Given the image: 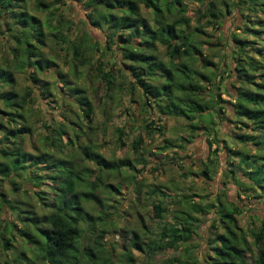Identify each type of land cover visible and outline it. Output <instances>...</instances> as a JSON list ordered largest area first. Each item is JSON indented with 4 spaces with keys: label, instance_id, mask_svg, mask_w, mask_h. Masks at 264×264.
<instances>
[{
    "label": "trees",
    "instance_id": "obj_1",
    "mask_svg": "<svg viewBox=\"0 0 264 264\" xmlns=\"http://www.w3.org/2000/svg\"><path fill=\"white\" fill-rule=\"evenodd\" d=\"M198 1L200 8L195 10L193 26H190L191 19L185 13L182 0H89L93 7L86 16L92 27L104 33L105 49L114 56L119 55L123 60L120 64L129 69L128 79L122 73L119 78L127 79L124 90L130 98L135 91L138 93L135 101L139 104L156 107L166 116L186 119L190 133L199 128L192 121L195 117L202 121L204 115L213 114L212 110L225 116L223 110L226 111L227 106L231 108L233 119L228 122L240 130L239 133L218 138L216 129L213 132L204 126L201 129L209 137V148L214 144L211 154L216 156V152L222 151L225 155L229 167L223 176L230 179L244 197L249 198V192L254 191L257 192L255 196L264 198V0H230L223 4V14L216 9V0ZM36 2L37 7L43 6L41 0ZM22 4L23 0H0V26L8 32L7 41L11 42L2 54L4 63L0 64V181L8 189V194L0 192V215L9 212L11 219L15 218L14 222L6 217L0 221V264H35L36 261L43 264H115L103 238L107 231H116L115 220H107L105 207L110 196L119 194V189L107 183L106 178L125 171L129 176L135 175L136 170L128 159L108 160L95 150V143L85 137L82 128V123H87L85 128L93 130L91 103L84 90L70 86L60 72L57 75L61 78V88L64 85L71 98L65 103L74 105L80 118L75 117L76 121L65 119L66 122L51 126L46 123L47 131L42 136L45 149L34 153L24 151L23 138L30 135L26 105L32 103L34 89L32 85L25 87L20 94L15 89L11 69L24 71L28 80L37 86V73L55 64L39 52L44 24L21 11ZM139 4L149 9L150 21L140 13ZM231 11L242 19L238 33H230L227 39L233 63L227 69L229 78L233 76L229 86L234 94L224 86L229 100H220L222 104L217 105L211 98V91L205 97L204 89L197 83L208 80L199 72V68L206 65H198L202 52L197 36L203 33V25L220 26L222 16ZM57 34L60 36L59 32ZM158 45L165 50L163 61L158 57ZM69 49L72 60H79L86 47L79 41L70 43ZM117 59L115 61H119ZM154 61L167 65L157 66L160 77L165 79L163 86L148 83L150 78H155V72L152 66H144ZM75 66L71 64L74 73L77 72ZM96 70V79L102 81L105 91L101 103L105 102L103 98L110 101L113 94L123 91L112 71L102 70L100 66ZM39 88V95L47 98V84ZM215 106L216 109H212ZM103 112L105 114V109ZM150 125L152 122L148 121L144 128ZM118 132L116 140L123 146V133ZM133 141V149H136L141 139L137 137ZM234 144L240 149L233 150ZM234 159L238 160V165H233ZM204 171L210 173L208 167ZM98 190L104 194L98 195ZM157 191L159 189L153 187L146 193L150 196ZM186 198L180 196L179 201H186ZM80 201L97 206V214L93 217L87 213ZM198 202H189L188 206L168 213L160 201H152L153 225L144 224L142 230L127 225L118 228V232L128 235V240L116 263L134 264L131 249L144 252L147 257L169 249L177 250L198 234L197 227H193L199 222L198 218L211 213L204 264H264V211L258 216L250 214L251 207L247 208L248 221L239 226L236 219L242 209L226 200L224 192L206 203ZM260 204L264 203L260 201ZM35 208L39 209V214ZM254 222L258 223L253 226ZM82 237L88 242L82 243ZM15 238L35 257H29L23 250L12 251ZM9 251L14 253L13 258L9 257ZM189 258L172 256L155 264H197L195 259Z\"/></svg>",
    "mask_w": 264,
    "mask_h": 264
},
{
    "label": "rangeland",
    "instance_id": "obj_2",
    "mask_svg": "<svg viewBox=\"0 0 264 264\" xmlns=\"http://www.w3.org/2000/svg\"><path fill=\"white\" fill-rule=\"evenodd\" d=\"M42 7H37L36 0H23L21 11H25L29 15L37 17L44 24L43 44L39 45V52L43 57L51 59L54 66H48V69L37 73L39 84L35 86L29 80L27 75L22 70L14 71L11 69L15 81V89L22 94L25 87L31 86L34 89L32 103L26 105L27 120L30 127V135L23 138V149L26 152L34 153L43 151L42 136L45 131V125L52 123H64L65 119L76 121L80 118L76 114V107L65 103L71 99L65 86L61 88V78L57 72L62 73L64 81L70 86L78 87L84 90L85 96L91 103L92 107V122L93 130L86 129L87 123H82L83 131L86 133V138L92 139L95 143V150L102 154L105 159L117 160L128 159L136 170L135 175H128V171L123 172L118 176H109L106 178L107 183H110L119 189L118 195L110 196V201L107 202L105 211L107 220H115V232L107 231L103 241L106 244L110 256L116 259L120 254L123 245L127 246L128 235L123 232H118V228L122 225H127L128 228H138L142 230V225H153L152 201H160L161 205L166 208L167 212L179 210L188 206L189 202L199 201L198 203H206L210 200L220 197V193L224 192L226 200L240 205L242 213L237 216V224L242 226L247 223V208L251 207L250 214L261 216L264 211V198L257 197V192L250 191L249 198L244 197L236 190L235 186L225 176L224 170H228L225 155L222 151L216 152V156L211 154L214 144L208 146L206 135L201 127H206L211 132L215 129L218 131V138L226 135L233 136L239 133L240 130L233 127L228 122V119H233L230 114L231 108L227 106V110H223V114L217 115L212 110L211 116H205L202 121L195 117L192 121L199 128L195 132L190 133L187 129V120L182 117H174L163 115L156 107H147L139 104L135 100L138 98V93L134 95L128 94L124 90L127 84L126 80L130 77V71L126 66L120 64L123 60L119 55L114 56L113 53L105 49V35L98 28L92 27L87 18V12L93 7L90 6L89 0H41ZM230 0H216V9L223 11V4ZM185 13L191 19L190 26L194 25L195 10L200 8L198 0H182ZM140 13L147 17L150 21L151 14L149 9H146L142 4L138 5ZM231 9V6H229ZM58 19V21H57ZM242 19L239 15L231 11L230 14L222 16L221 25L214 27L203 25V33L197 36L200 41V51L202 55L198 57V65H206L199 68V72L204 77H208L207 81L197 82L202 86L205 97L210 94L214 98L217 105H221L220 100L228 101L229 96L224 93L223 87L226 86L231 94L234 90L230 88L229 83L233 81V76L228 75V67H232L233 63L229 57L230 44L228 38L230 33H238L237 27L241 26ZM55 28V29H54ZM0 64L4 63L2 54L6 47L11 45L8 42V32L3 26H0ZM60 33V36L57 33ZM82 41L86 50L82 51L79 60H72L69 49V44ZM159 54V59H166L165 50L158 45L156 49ZM118 58L115 61V59ZM82 61V62H80ZM114 61V62H112ZM209 61L210 64H205ZM75 63L76 73L72 70L71 64ZM162 62L154 61L151 65H145L144 68H152L155 72L154 77L148 80L150 84L164 85V77H160L157 72L159 66H167ZM102 70H110L116 75V83L121 85L123 91L113 94L109 101L103 98L105 102L101 103V98L105 94L103 83L100 79H96L97 67ZM140 66H142L140 64ZM152 66V67H151ZM158 66V67H157ZM211 71L213 74L211 75ZM115 72V73H114ZM176 72L175 70L171 71ZM127 79L119 78V74ZM127 73V74H125ZM215 74V75H214ZM164 76V75H163ZM210 76V78H209ZM177 77V76H176ZM96 79V80H95ZM47 84V98L39 95V85ZM161 88V87H160ZM1 107V104H0ZM223 107V106H222ZM105 109V114L103 110ZM212 109H216V106ZM78 115V116H77ZM106 119L107 121H104ZM148 121L152 122L149 128H144V124ZM191 122V120H190ZM212 122L215 124L212 126ZM47 123V124H46ZM217 124V125H216ZM241 126V124H236ZM212 127V128H211ZM241 130L244 129L240 127ZM250 130V128L248 129ZM246 130V131H248ZM123 133L121 141L123 146L118 145L117 138L119 132ZM210 132V135H211ZM140 137L141 144L136 149L134 148L133 139ZM180 138L184 141L180 142ZM188 139V141H185ZM64 142V136L61 137ZM233 150L240 149V146L233 145ZM87 162V161H86ZM138 162V164H137ZM238 165V160L234 159L233 165ZM89 166L90 163L87 162ZM208 167L210 173H204V169ZM235 166L233 169L235 170ZM127 173V175H124ZM239 175V174H238ZM127 176V177H126ZM133 176V178H131ZM242 178V177H241ZM26 185V184H25ZM159 189L152 195L146 192L151 188ZM41 189L43 187L41 186ZM0 192L8 194L6 185L0 181ZM103 191L98 190V195L102 196ZM138 192V193H137ZM180 196H186V201H179ZM109 197V196H108ZM251 197V198H250ZM224 198V197H223ZM222 198V199H223ZM179 201V202H178ZM80 205L85 208L87 213L93 217L98 212V207L90 202L80 201ZM37 214L39 209L35 208ZM14 222L15 218L9 212L0 215L2 218ZM141 221H140V219ZM211 213L205 214L198 218L199 222L193 224L197 227V235L192 236V239L186 244L179 246L177 250H165L156 253L151 257H147L144 252L131 249L134 264H155L161 261L168 260L169 257L177 256L180 259L189 257L195 259L197 264H204L202 261L204 251H206L205 237L207 235L208 225L210 224ZM258 222H254L255 226ZM82 243L88 242L84 237L81 238ZM184 248L186 249L184 251ZM23 250L29 257L34 258V253L29 252V248L18 238L13 241V250ZM9 257L13 258L14 253L9 251ZM2 262V257L0 258ZM35 264H43L36 261Z\"/></svg>",
    "mask_w": 264,
    "mask_h": 264
}]
</instances>
